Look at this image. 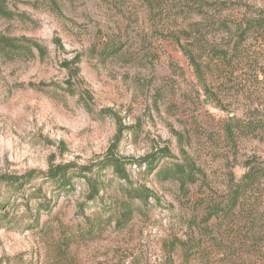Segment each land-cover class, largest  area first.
<instances>
[{"label":"rangeland","instance_id":"374dc122","mask_svg":"<svg viewBox=\"0 0 264 264\" xmlns=\"http://www.w3.org/2000/svg\"><path fill=\"white\" fill-rule=\"evenodd\" d=\"M263 22L264 0H0V39L26 46L0 44V264H264V179L247 211L207 219L264 172ZM160 150L159 167L191 162L194 182L127 166L153 197L123 224L111 170L93 201L82 179L68 193L4 182Z\"/></svg>","mask_w":264,"mask_h":264},{"label":"trees","instance_id":"16d2710c","mask_svg":"<svg viewBox=\"0 0 264 264\" xmlns=\"http://www.w3.org/2000/svg\"><path fill=\"white\" fill-rule=\"evenodd\" d=\"M262 24L264 25V22ZM256 25L260 24L256 23ZM252 26L253 23H248L244 28L236 30L235 38L237 40L233 44V50L236 51V55L242 52L241 48L245 41V37ZM0 44L5 50L14 53L24 51L26 47L23 46L25 45L24 43H18L14 40L8 39H0ZM34 47L39 49L37 45H34ZM119 50L120 49L114 46V44H104V53L114 55ZM220 53L223 59L228 58V53L226 51H221ZM195 69L197 70V68ZM229 124L230 125L226 126V130L228 135L231 137L232 125L231 123ZM235 126H237L238 129H244L241 128V125L235 124ZM170 158H172V156L167 150H160L159 152L152 153L151 155L139 160L121 159L118 158L114 153H112V151H110L99 164L91 168H76L71 165L61 166L49 170L45 175H39L35 172H31L29 175L21 178H7L4 182L10 187H25L28 186L29 183L35 178L43 177L44 180L47 181L58 192L68 193L73 189L72 180L74 178L82 179L88 189V201H93L98 197L103 187L100 180L101 174L106 170H111L115 177L118 178V180L122 181L125 185L123 187L120 186L125 198L123 203L120 205L119 213V223L123 224L131 218L134 211L133 205L135 202H138L140 205L142 204L148 206V199L150 197H153L152 194L143 187L133 188L130 186L126 173L127 166H144V170L148 175L154 173V177L157 180L176 181L180 186V190L182 191L186 189L187 185L194 182V174L196 173V169L191 162H186L184 164L176 163L168 167L162 165L161 167H159L160 161ZM261 179H264V172H261L260 170L248 171L240 178L237 183L233 185V190L227 198L225 205L221 209L217 208V211L215 207L208 208L207 219L217 217L221 212L224 215H231L235 213L236 209L240 208L247 211L246 209L248 206V199L250 195H252L253 188H255V185L258 184ZM1 217L6 218V215L4 214Z\"/></svg>","mask_w":264,"mask_h":264}]
</instances>
